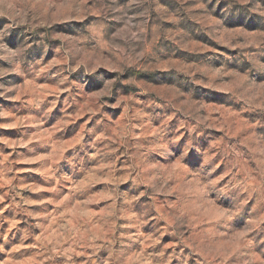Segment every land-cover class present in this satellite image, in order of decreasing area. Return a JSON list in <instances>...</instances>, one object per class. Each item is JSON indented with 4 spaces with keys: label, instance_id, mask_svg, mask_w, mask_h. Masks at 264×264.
Wrapping results in <instances>:
<instances>
[{
    "label": "clouds",
    "instance_id": "1",
    "mask_svg": "<svg viewBox=\"0 0 264 264\" xmlns=\"http://www.w3.org/2000/svg\"><path fill=\"white\" fill-rule=\"evenodd\" d=\"M202 34L213 43L207 54L180 52ZM11 75L27 82L28 131L58 106L62 116L46 137L55 146L40 169L46 188L15 176L23 153L0 160V174L16 181L0 193V264H20L19 246L39 264L264 256V0H0L4 100L20 98ZM216 92L228 107L208 102ZM70 111L87 118L66 141L54 134ZM0 114L9 115L2 104ZM246 157L257 161L251 181L233 171ZM76 208L93 215L74 217ZM236 235L235 251L217 247Z\"/></svg>",
    "mask_w": 264,
    "mask_h": 264
},
{
    "label": "rangeland",
    "instance_id": "2",
    "mask_svg": "<svg viewBox=\"0 0 264 264\" xmlns=\"http://www.w3.org/2000/svg\"><path fill=\"white\" fill-rule=\"evenodd\" d=\"M213 47V43H209L207 38L202 34L200 38L196 41H193L192 51L186 52L184 49H180L181 53L184 55H205L208 53V50ZM200 48L201 51L197 53L195 50ZM222 51L220 47L216 48V53L219 54ZM9 82H12L18 86L17 96L19 99L12 100H4L0 98V104H2L9 112V115L4 116L0 114V160L7 156L9 160H16L17 153H23L25 162H17L13 164L15 169V176L17 179L22 180L23 183L28 185L38 186L41 189L46 188V185L42 183L43 176L41 175V166L44 163V157H46L49 151L52 150L53 146L47 145L46 137L52 127H55L61 121L62 114L58 112L57 109H52L51 119L48 121L46 125H44L40 130L32 129L28 131L25 128L27 116L29 114L27 107L24 105L23 101L26 96V88L27 82L23 81L21 78L11 75L5 78ZM151 82V81H149ZM41 87L51 90L52 85L47 84L46 82H41ZM132 88L134 86H127ZM227 95V93L216 92L213 93L209 99V103L215 104L217 107L226 108L228 105L222 103L223 97ZM48 99H52V96L49 95ZM219 113H214V116H219ZM87 117L79 115L78 112L70 111L66 119L60 124L59 131L55 132V136L61 137L64 140H70L74 138L75 132L74 130L77 128V125L81 124ZM227 116H222L221 119H226ZM28 131V135L25 136L24 133ZM211 131H216L220 135H223V129H212ZM246 130L243 127V124L237 125L235 129L236 137H239L241 140L246 139L245 135ZM235 138V137H234ZM7 142V143H6ZM252 155L258 156V153H254ZM257 161L250 157H246L240 162L238 169H233V171L237 172V179L239 180H248L251 181L253 177L257 176L255 171ZM2 167V165H0ZM226 171L225 166L221 164L217 169V175L223 176ZM228 177H225L227 180ZM5 181L9 183H15L16 181L11 179V174L8 176H4L0 174V193H3L7 184ZM223 183V181H221ZM44 192H31L30 195H44ZM7 203V201H0V207L3 204ZM251 203V202H250ZM39 205H33V207H38ZM10 209L5 210L4 214L7 215ZM208 216L214 217L219 215V209L213 208L208 210ZM72 215L74 217H90L93 215V209L91 208H76L73 209ZM215 222V221H210ZM238 225L242 224V221L239 219L236 221ZM15 231V230H13ZM161 243L168 244L171 243L170 239L165 236ZM217 247L224 252L235 251L240 243L239 235H236L230 240H220L217 241ZM29 249L25 246H19L18 250L13 253L14 256L20 257V264H39L38 259H34L30 255L21 256V253L28 252ZM170 251V249H169ZM264 262V256H261L257 261V264H261ZM45 264L47 262L45 261ZM215 264V262H213Z\"/></svg>",
    "mask_w": 264,
    "mask_h": 264
}]
</instances>
